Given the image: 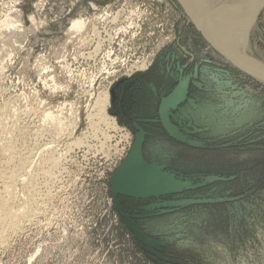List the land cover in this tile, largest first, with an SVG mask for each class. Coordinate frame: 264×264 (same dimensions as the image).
<instances>
[{
    "label": "rangeland",
    "instance_id": "rangeland-1",
    "mask_svg": "<svg viewBox=\"0 0 264 264\" xmlns=\"http://www.w3.org/2000/svg\"><path fill=\"white\" fill-rule=\"evenodd\" d=\"M249 9L233 12L241 14L234 29H248L246 44L264 62V9L246 29ZM187 10L179 0H0V22L21 11L23 23L0 26V173L18 170L21 219L0 235V264H264V80L226 59ZM81 17L85 31L69 32ZM143 75L158 101L196 79L173 113L194 144L159 125L147 148L150 163L194 185L140 210L158 246L133 235L111 188L134 123L115 102L108 112L120 130L93 116L101 90L120 94ZM52 153L60 162L49 174Z\"/></svg>",
    "mask_w": 264,
    "mask_h": 264
},
{
    "label": "bare ground",
    "instance_id": "bare-ground-1",
    "mask_svg": "<svg viewBox=\"0 0 264 264\" xmlns=\"http://www.w3.org/2000/svg\"><path fill=\"white\" fill-rule=\"evenodd\" d=\"M179 1L183 4V6H186V8H188L187 11L189 12V14H191V16L194 17V20L198 22L200 26L205 30L209 39L212 42H214L216 45H218L219 48L224 52L226 56H229V58L232 59L234 63L237 64V66L241 67L242 69H245L248 72H252L254 75L259 76L261 79L264 80V71H262L259 68L260 66H264V62L258 58H255L250 48H248L249 44H246V42H248V37H249L248 36L249 32L247 28L251 26V23L255 18V13L259 9L260 5L264 2V0H237V1L236 0L234 1L233 0H179ZM226 2L229 3L230 8L228 7L225 10V8L223 7L221 3L224 4ZM248 8H250L249 12L245 11V13H250L252 15L248 17L245 16L246 25H244V28L247 29V33L240 35L237 33V30L234 29L235 26L237 25L236 21L240 19L241 17L240 15L243 14V11L241 10L248 9ZM14 10H17V9H14ZM222 11H225V13L226 12L228 13L226 16H224L225 14H223V16L225 17V20L222 16L221 18L218 15V13H221ZM234 11H238V12L241 11V14L239 16H236L233 13ZM21 16H22L21 11L18 12L17 16L15 17L8 16L4 22H0L1 23L0 26H2V29L5 27L7 30L9 29L23 30V23L20 21ZM116 16H113L114 21L117 20L118 16L117 17ZM88 22L89 21L86 18H82V17L73 19L72 24L70 28L68 29V31L73 34L81 33L85 31V29L87 28ZM121 29H125V27H122ZM94 30L97 31L96 25H95ZM85 38L87 39V37L82 36L80 38L81 42L83 41L86 42ZM99 41L100 39L98 40L97 48H99V46H102ZM99 50L100 49H98V51ZM146 63L147 62H144L141 65L142 68L146 67ZM141 66L139 67L141 68ZM185 88H186V84L185 85L183 84L180 89L181 91H185ZM100 92L101 93L99 94L95 102V105H94L95 113L93 116H95L97 120L104 121L107 124V126H110V128L120 130L118 121H116V118L114 116L111 117L108 112L110 108V104H111L110 87L103 89ZM58 112H60V110ZM47 117H50L51 119H53V121L58 120V114L54 112H48ZM58 123L60 122L58 121L57 124ZM122 136H124V134ZM129 138H130V135H128L127 133L126 140ZM82 139L79 137L78 139L74 141V143L72 142L71 145H76V144L77 146L79 144L81 145ZM69 148L71 149V146ZM59 157L60 156L56 157L52 153V155L46 158V161L44 160L49 165L48 166L49 169L45 171L46 173L49 172L50 174V170L53 167L54 169L56 168L57 162H60ZM2 174L3 175H1L0 173V177L2 178L1 183H0V235L3 234L7 230H14V231L15 229L17 230L20 227V222H21L19 210L13 206V198H14L13 194H15L14 191L16 192V188H15L16 184L14 181L18 175V170L17 168H15L9 173L5 174L2 172ZM24 209L27 211V213L30 210V208L28 210V207L27 209L26 208ZM30 212L31 211H29V213Z\"/></svg>",
    "mask_w": 264,
    "mask_h": 264
},
{
    "label": "water",
    "instance_id": "water-1",
    "mask_svg": "<svg viewBox=\"0 0 264 264\" xmlns=\"http://www.w3.org/2000/svg\"><path fill=\"white\" fill-rule=\"evenodd\" d=\"M264 9V2L260 5L259 9L255 13L254 21L251 25L258 19L261 11ZM197 28L202 31L203 35L214 45L218 51L226 58L231 61L229 56H226L224 52L212 42L205 30L200 26L198 22H195ZM252 26H250L251 28ZM234 62V61H233ZM264 71V66L259 67ZM187 85V83H185ZM184 84V85H185ZM187 89L185 91L177 90L171 94L168 98L164 99L161 107V121L165 130L173 136L175 139L182 143L194 144L193 140L188 136L181 133L177 127L171 123V120L167 116V111L169 107L173 109H178L186 100ZM145 140V133L141 131L135 143L131 147V150L127 157L120 163V165L115 169L111 176V188L115 203V208L126 217L125 222L129 230L133 233L136 238L145 244L151 246H158L161 244L159 240L150 236L146 232L142 231L135 222L130 220L127 215H125L122 205L120 195L126 197H136V198H152L167 195H180L185 193L187 190L194 187L192 180H184L183 178L172 176L162 168L156 167L154 164L149 163L145 158V153L143 149ZM192 200H189L190 202Z\"/></svg>",
    "mask_w": 264,
    "mask_h": 264
},
{
    "label": "flooded vegetation",
    "instance_id": "flooded-vegetation-1",
    "mask_svg": "<svg viewBox=\"0 0 264 264\" xmlns=\"http://www.w3.org/2000/svg\"><path fill=\"white\" fill-rule=\"evenodd\" d=\"M177 70L179 71L178 73L182 72L179 66ZM162 73L165 74V78H167L168 80L170 76L168 69L166 70V72L164 71ZM182 78H184L183 75L182 77H180V79ZM185 83H187L186 85L187 95H186V100L183 103H185L187 100L190 99V89L189 88L193 85H196V79L195 80L192 79L191 75H189L181 85ZM177 90H181V89L172 88L171 92L167 94H163L162 97L159 98V101H158V94H159L158 86L154 81L145 80V75L135 76L131 79H127V81H124V83L122 84V88H121L122 92L120 94H118V92H116V89L114 88L110 90L111 91V106L113 102L117 103L119 106L120 112L127 119L132 120L136 128V132H135L136 136L135 138H133L134 141L129 144L130 146L129 149L131 150V147L135 143L138 134L141 131H144L145 140H144L143 149L145 153V158L149 163H150V160H149L147 148L149 146V143L151 142L150 139L158 136V131L160 130L159 125L163 126V123L161 121V107H162L161 104L164 99L171 96V94ZM157 104L159 105L157 109L158 112H157V115H154V113H151V111L156 110ZM175 110L176 109L169 107L167 111V116L171 120V123H173L177 127V129L181 133H183V130L180 128L177 122L173 119V113ZM115 118L117 119V117ZM183 134L188 136V133L187 134L183 133ZM174 195H177V194H174ZM174 195L160 196V198L152 197V198H145V199L136 198V197H126L122 195H120L119 197L121 199V205H122L125 215H127L130 220L135 222L136 225L142 231H144L138 222V220L145 217V214H143L141 211L144 209L146 210V208H148L147 206L152 204V202H156V201L160 202L162 198L168 197V196H174ZM120 215L124 218V221H125L126 217L122 215L121 213Z\"/></svg>",
    "mask_w": 264,
    "mask_h": 264
}]
</instances>
